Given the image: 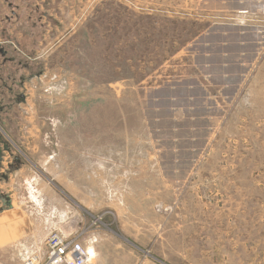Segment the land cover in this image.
<instances>
[{
    "label": "rangeland",
    "instance_id": "rangeland-1",
    "mask_svg": "<svg viewBox=\"0 0 264 264\" xmlns=\"http://www.w3.org/2000/svg\"><path fill=\"white\" fill-rule=\"evenodd\" d=\"M0 51L15 236L28 211L93 264H264V0H0Z\"/></svg>",
    "mask_w": 264,
    "mask_h": 264
},
{
    "label": "crops",
    "instance_id": "crops-1",
    "mask_svg": "<svg viewBox=\"0 0 264 264\" xmlns=\"http://www.w3.org/2000/svg\"><path fill=\"white\" fill-rule=\"evenodd\" d=\"M1 57V61L4 63L9 61L5 56H0ZM14 62V60L10 59L9 61ZM4 66V65H3ZM3 160V158H1V161ZM1 167H3V165H5V170H9L10 173H8V175L4 174L1 175L0 174V182L2 184H9V182L11 183V181H13L14 178H18L20 177H26L25 175V170L21 169V170H16L14 173L13 170H15L14 168L10 167V164L8 168L7 164H4L3 162H0ZM4 168V167H3ZM38 169H40V167L38 166ZM8 171V172H9ZM0 172L4 173V169H1ZM13 178V179H12ZM37 177L31 180V183L28 182L29 184V190H28V197L30 200H24L23 196H21L20 192L16 193V201L17 204L19 205L20 208H26V205H28L29 203H33L35 204V202H37V195L35 194L37 192V189H35L34 185L36 183ZM0 183V184H1ZM32 185V186H31ZM1 189V188H0ZM1 198V197H0ZM8 198V197H7ZM13 205V200L10 199V204L9 205ZM8 205V202L5 200L3 201V198L0 199V264H13L14 259L20 258L19 256H21V254L23 255H27L30 254L34 251V249H38V250H43V239L44 236L51 231L54 226L55 223H46V222H40L39 219H35L34 217H32V213L27 211V215H25V218H30V221H26L27 223L25 224V229L24 232H16V236H15V232L13 230V226L12 225V211L13 209H4V208H9V207H5ZM4 209V210H3ZM23 230V229H22ZM20 260V259H19Z\"/></svg>",
    "mask_w": 264,
    "mask_h": 264
},
{
    "label": "built area",
    "instance_id": "built-area-1",
    "mask_svg": "<svg viewBox=\"0 0 264 264\" xmlns=\"http://www.w3.org/2000/svg\"><path fill=\"white\" fill-rule=\"evenodd\" d=\"M42 243L43 250L21 254V264H93L91 246L83 245L71 234L64 235L59 228L49 231Z\"/></svg>",
    "mask_w": 264,
    "mask_h": 264
},
{
    "label": "flooded vegetation",
    "instance_id": "flooded-vegetation-1",
    "mask_svg": "<svg viewBox=\"0 0 264 264\" xmlns=\"http://www.w3.org/2000/svg\"><path fill=\"white\" fill-rule=\"evenodd\" d=\"M0 53H1L2 56H5V54H4L3 52L0 51ZM10 59H11V58H10ZM9 61H10V60H9Z\"/></svg>",
    "mask_w": 264,
    "mask_h": 264
},
{
    "label": "bare ground",
    "instance_id": "bare-ground-1",
    "mask_svg": "<svg viewBox=\"0 0 264 264\" xmlns=\"http://www.w3.org/2000/svg\"><path fill=\"white\" fill-rule=\"evenodd\" d=\"M262 8V7H261ZM91 249H92V251H93V248L92 247H90Z\"/></svg>",
    "mask_w": 264,
    "mask_h": 264
}]
</instances>
